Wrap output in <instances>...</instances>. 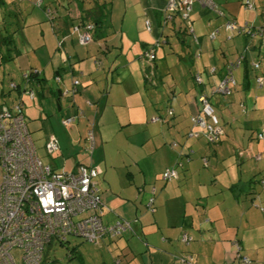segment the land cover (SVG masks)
I'll list each match as a JSON object with an SVG mask.
<instances>
[{
    "label": "crops",
    "instance_id": "1",
    "mask_svg": "<svg viewBox=\"0 0 264 264\" xmlns=\"http://www.w3.org/2000/svg\"><path fill=\"white\" fill-rule=\"evenodd\" d=\"M22 1L31 5L41 2L42 6L69 3L70 19H57L56 31L51 30L47 39L45 28H51L39 20L41 14H28L23 27H34L35 31L39 26L41 38L35 40V48L38 45L47 50L42 60L34 53L27 70L39 71L46 92L48 80L58 85L53 93L55 101L59 100L57 109H62L61 101L67 103L62 119L76 116L71 126L62 127L71 134L72 146L86 150L84 139L90 124L98 152L104 144L105 163L79 161L75 155L76 164L67 171L78 164L96 167L104 204L103 224L117 220L130 224L117 239L106 238L95 246L96 251L107 253L100 256L102 264H182L183 259L191 264H245L236 255L247 258L246 264H264V156L254 159L264 153V146L253 136L264 126V84L260 87L256 82V77H264V54L258 37L236 35L224 28L228 20L240 28L264 27V0H212L223 17L194 3L187 24L181 23L179 16L164 22L166 0H97L106 5L107 15L102 20L101 39L88 46L80 45L75 35L67 36L73 19L80 18L77 2ZM83 1L84 9L92 7L91 0ZM246 1L253 9L245 8ZM13 3L0 0V6L7 10ZM5 13L4 9L0 13L2 26L10 22L4 20ZM16 13L8 12L19 20L23 13ZM18 20L11 22L8 32L20 27ZM213 32L215 38L209 39ZM26 34L20 32L21 39L32 48ZM58 40H63L61 47ZM157 40L163 43L154 46ZM102 45L107 54L98 66L94 59ZM152 46L153 62L143 55L138 61L139 50ZM113 55L125 59L120 62ZM254 62H259L258 70L253 69ZM228 64H237L231 72L234 85H228V93L216 92ZM196 75L200 84L194 83ZM73 81L78 82L74 87ZM63 90L71 93L63 98L57 92ZM202 97L218 110L221 135L214 148L207 145L204 131L189 136L191 118L200 114ZM165 102L164 111L161 107ZM119 127H130V133L139 137L136 141L123 139L120 145L118 135L113 137ZM107 129H112V134ZM50 136L57 140L62 155L54 134L45 136L44 146ZM169 167L175 168L177 179L160 188L158 178ZM149 199L152 211L147 206ZM183 234L191 238L188 244L181 242Z\"/></svg>",
    "mask_w": 264,
    "mask_h": 264
},
{
    "label": "built area",
    "instance_id": "2",
    "mask_svg": "<svg viewBox=\"0 0 264 264\" xmlns=\"http://www.w3.org/2000/svg\"><path fill=\"white\" fill-rule=\"evenodd\" d=\"M194 3L219 17L223 12L212 0H166V13H179L181 18L188 23L189 14ZM246 9H253V4L246 1ZM170 15L165 20H169ZM145 26L148 28L149 23ZM225 30L239 34L246 32L245 27H237L234 22L226 21ZM84 32L77 28L78 42L87 45L92 42L88 25ZM89 31V32H88ZM215 33L209 35L214 39ZM257 36L264 54V27L258 29ZM199 57V51L195 55ZM144 57L152 62L154 55L144 53ZM237 64H229L219 86L215 89L219 93H228V85H234L232 70ZM257 62L252 64L257 69ZM57 81L59 79H56ZM196 84L201 83L199 75L194 76ZM257 84L261 87L264 79L258 77ZM73 86L78 84L72 82ZM11 89L16 90V85L11 83ZM74 91V90H72ZM71 92L64 90L61 97H66ZM27 97L33 98L32 90L25 91ZM24 103L20 99L12 107L0 104V264H42L45 248L51 242H66L68 238H78L93 246L99 245L104 239H115L130 229V224L117 220L113 224H103V201L97 187L96 178L99 171L91 165H76L73 171H57L50 165L44 164L36 154V149L27 128L23 115ZM167 115L171 111L167 110ZM76 116L65 117L61 125L68 128L75 121ZM153 121H157L154 118ZM193 127H198L205 132L209 144L219 141L221 129L214 115L213 108L202 97L200 114L191 118ZM196 132H191L190 137H196ZM256 139L264 146V126L256 133ZM86 151L91 154L94 149L93 125L90 124L86 133ZM46 154L54 155L59 146L54 136H50L44 146ZM264 156L255 155L256 161ZM206 164V161L204 160ZM161 179L170 181L177 179V171L173 167L166 168ZM151 192L154 194L155 189ZM152 199H149L148 209L151 208ZM191 238L186 234L181 236V242L188 244ZM237 251L239 248H237ZM14 251H18L15 255ZM242 263H248L247 258L236 255ZM182 264H191L183 259Z\"/></svg>",
    "mask_w": 264,
    "mask_h": 264
},
{
    "label": "rangeland",
    "instance_id": "3",
    "mask_svg": "<svg viewBox=\"0 0 264 264\" xmlns=\"http://www.w3.org/2000/svg\"><path fill=\"white\" fill-rule=\"evenodd\" d=\"M67 1V0H66ZM69 4V3H68ZM68 4H59L57 2H50L47 4H44L43 7L46 9H49L52 14L54 15L56 21L60 17H69V13H67V8ZM13 5V6H12ZM10 6V8L7 10L6 8H2L0 6V13L7 12V16L5 13L4 20H8L12 23L17 22L18 19H16L13 16H10L8 12L13 13V12H22L23 15L21 14L19 17V24L20 27H16V31L14 34H12L13 38V46L17 48L20 52L21 55H12V58H7L5 56L6 52L3 49L2 54L4 57V60L0 62V92L2 93L0 96V103H4L9 107H12L19 101L21 98L24 101L25 108L23 109V114L25 117L26 125L27 128L30 132L31 138L33 140L35 149H36V154L37 156L41 159L42 162L44 163H50L53 166H55L56 169H64L66 172L69 170V167L72 164H76V161H74V156H79V161L80 158L84 160H90L93 159V162H96L100 164L101 162L105 163L104 158H105V147L104 144H102L100 151H97L96 148V143L94 150L92 151V156L89 155V153L85 150L82 149V147H74L72 146V137L71 134L68 132L64 131L63 126L61 125V120L64 115V111L67 109L66 106V100L61 101L62 103V109L58 110L57 109V104L54 98L53 93L57 90L58 85H54V83L50 80L47 81L48 83V92H46L45 87L42 88H34L31 85H27L24 83L22 80V75L23 72L27 70L29 67V62L31 61V58L33 59L32 55L34 54L36 57L40 58L41 60L44 58V53L47 50L46 47H37L35 48V40L38 38H41V31L38 30L40 28L38 26L37 30L34 27H23L24 23L26 22L25 20L28 18L29 13H39L41 14V19H39L42 22L47 23L48 27L51 28V23L48 21V18L43 17L45 15L44 11L41 8H37L34 5H31L30 3H27L25 1H18L14 0V3ZM17 14V13H16ZM20 14V13H18ZM38 15V14H37ZM37 15H35V18L38 19ZM68 15V16H67ZM3 16L0 15V24L2 22ZM10 19H13L14 21H11ZM70 19V18H69ZM38 20V21H39ZM53 21V22H54ZM71 22V21H70ZM16 25V24H14ZM70 26V23H69ZM24 28V29H23ZM19 30V32H18ZM47 32L45 33V38H48V35H51V30L48 29L47 26L45 28ZM71 31V26L69 27L67 33L68 37ZM23 33H27L26 36L27 38H31V42L29 44L32 45V48H30L28 45L24 44L21 36ZM16 33V34H15ZM53 35V34H52ZM62 38V37H61ZM98 42V41H95ZM162 46V45H161ZM98 53H96V57L94 61H96L97 65L100 66L102 62H104L105 55L107 54L106 49L104 48V45H102L101 49H97ZM145 51V50H144ZM144 51L138 52V61H140V55L142 56ZM133 51H131L132 53ZM47 57V54H46ZM113 59L119 58L120 62L124 61L125 57H115L114 55L112 56ZM118 60V61H119ZM145 62V61H144ZM134 63V62H133ZM26 66V67H25ZM26 68V69H25ZM46 72V71H45ZM50 72H47L46 74H49ZM189 76V75H188ZM47 77L50 78V75H47ZM12 82L15 85L19 86L20 91H10L9 90V83ZM127 85V84H126ZM51 87L52 91L49 90ZM106 87H109V82L107 81ZM30 88H33V91L35 93V99L33 101H29L27 97L22 96V92L24 90L29 91ZM43 92V97L39 98V93ZM167 108V102L161 107V110L163 109L164 111ZM215 115L218 117V110L214 108ZM65 118V117H64ZM106 124V122H105ZM168 128L167 125H165V129ZM256 127H253L251 129V132L255 130ZM130 127H123L118 129L117 133H113V137L117 134L118 136L116 137L117 139H120V145H123V139L129 140L132 139L134 141L137 140L138 135H135V133H130L131 130H129ZM131 129H134L131 127ZM112 129H107V131L111 133ZM104 129L102 128V135H103ZM49 133H52L56 136V138L59 140L60 146L63 150V154H60V151L58 153H55L54 155H47L45 150H44V141H45V136ZM256 133L257 131H254L253 136L256 139ZM94 134V132H93ZM68 136V138H67ZM104 136V135H103ZM106 136V133H105ZM95 137V142H96V136ZM85 138V136H84ZM103 140L102 142L104 141ZM85 140V139H84ZM116 140L112 143L114 147H118ZM257 140V139H256ZM83 141V140H82ZM258 141V140H257ZM100 141H98L99 143ZM97 143V144H98ZM140 143V142H139ZM137 143V146L139 145ZM207 143V142H206ZM209 145V148H214V145L211 146L212 144L207 143ZM87 155V156H85ZM108 153H112L111 151H108ZM263 153V152H262ZM111 157V162H112ZM91 161V160H90ZM209 161V159H208ZM157 170V169H156ZM179 172V171H178ZM180 175V174H179ZM99 176V175H98ZM161 176V175H160ZM96 178V183L97 179ZM175 180V179H173ZM158 183L160 184L159 187L161 188L162 186L166 185L169 183V181H163L161 177L158 178ZM172 181V180H170ZM99 188V187H98ZM106 218V217H105ZM104 218V220H105ZM117 239V238H116ZM68 242L65 244L67 248H75V251H69L65 246L58 245L57 243L53 242L49 249L47 250V259H48V264H102L101 257L104 254H107L104 251H96V247L93 246L90 243L84 242L78 238H68ZM115 240V239H113ZM18 253V251H14L13 254L15 255ZM52 261V262H50Z\"/></svg>",
    "mask_w": 264,
    "mask_h": 264
},
{
    "label": "trees",
    "instance_id": "4",
    "mask_svg": "<svg viewBox=\"0 0 264 264\" xmlns=\"http://www.w3.org/2000/svg\"><path fill=\"white\" fill-rule=\"evenodd\" d=\"M18 1H22V0H18ZM75 2H77L76 3V5H77V8L79 9V11H80V18L78 19H73V24L71 25V31H70V35H75L76 37H77V40H78V36H77V33L74 31V29L75 28H77L80 32H84L86 29V26H88V25H92L93 26V30L92 31H88L89 32V34L91 35V38H92V42L90 43V44H92L93 42H94V39L95 40H99V39H101V36H100V33H101V29L103 28L102 26L103 25H101L102 24V20H103V18L107 15L106 14V5L104 4V3H100V2H97V0H91L92 1V7L91 8H88V9H84V1L83 0H74ZM34 6H36L37 8H41L43 11H44V13H45V15H44V17L46 18H48V21L51 23V29L53 30V32L54 31H56V27H55V24H56V21H54V19H55V17H54V15L52 14V12L49 10V9H46L45 7H43L42 6V4H41V2H37ZM69 14H70V11L68 12ZM82 15V16H81ZM168 15H170L171 16V18L169 19V20H167V21H164L165 23H167L168 21L170 22V21H173L174 20V16H179V19H180V22L181 23H183V24H187V22H185L182 18H181V15L179 14V13H166L165 15H164V18H166V16H168ZM70 18V17H69ZM54 21V22H53ZM11 22H8V23H6L5 25H1V28H0V62L2 61V60H4V57H3V54H2V50L4 49L5 50V52H6V54H5V56L6 57H9L10 56V54H16V55H18L19 53L15 50V47L13 46V38H12V34L15 32V30L13 29L11 32H8L7 31V29H8V27L9 26H11ZM245 27V29L246 30H249L250 31V33L252 34V36H256V37H258L257 36V31H258V29H260V28H263V27H257V28H255V29H251V28H249L247 25H245L244 26ZM186 29H187V27H186ZM185 29V32H188V30H186ZM214 33V32H213ZM212 34V33H211ZM210 34V35H211ZM242 34H244V35H249V34H247L246 32H241V33H239V34H236V35H242ZM215 35V34H214ZM251 36V35H250ZM214 38H215V36H214ZM259 38V37H258ZM62 41L63 40H58L57 41V44H58V47H61V45H62ZM259 41H260V39H259ZM163 43V41H160V40H157L156 41V43L154 44V46H158L160 43ZM90 44H87V45H84V46H88V45H90ZM83 46V45H82ZM154 46H152L151 48H148L146 51H144V53H146V52H149V53H152L153 55H154V52H153V49H154ZM259 46H260V44H259ZM260 50H261V46H260ZM198 52V51H197ZM196 52V53H197ZM261 52H262V50H261ZM144 53L142 54L143 56H144ZM196 53H195V55H196ZM199 56H200V53H199ZM153 62V61H152ZM255 63V62H254ZM258 64H259V62H257ZM229 65V64H228ZM228 65H226V67L228 66ZM254 69V68H253ZM259 69V66H258V68L257 69H255V70H258ZM225 70H226V68H225ZM258 77H262L263 79H264V77L263 76H258ZM258 77H256V79L258 78ZM56 79H59L58 81L56 80ZM22 80L24 81V83H26L27 85H31L32 87H34V88H41L42 87V85H44L45 84V79H43V78H41L40 76H39V71H36V70H34V69H28V70H26L24 73H23V75H22ZM54 80H55V82L56 83H59V81H60V78L59 77H57V76H55L54 77ZM12 82H10L9 83V85L11 84ZM195 83V82H194ZM196 84V83H195ZM15 85V84H14ZM72 87H74V86H72ZM9 90L10 91H20V89H19V86L18 85H16V90H14V89H11L10 88V86H9ZM29 90H32L33 91V88H30ZM25 91L26 90H24L23 92H22V96H25V97H27L24 93H25ZM64 91V90H63ZM67 91H69V90H67ZM34 92V91H33ZM59 94L58 95H60L61 94V92L62 91H57ZM2 93L0 92V96H2L1 95ZM34 95H35V93H34ZM28 99H29V101H33L34 100V98H35V96L31 99V98H29V97H27ZM21 100L23 101V99L21 98ZM207 100V99H206ZM58 101L59 100H57L56 102H57V105H58ZM208 101V100H207ZM23 103H24V101H23ZM210 105H211V107L213 108V111H214V106L210 103V102H208ZM0 104H4V103H0ZM25 108V105H24V107H23V109ZM23 112V111H22ZM24 115V114H23ZM214 115H215V112H214ZM216 116V115H215ZM67 117H70V116H67ZM216 118H217V120H218V117L216 116ZM192 123H191V131L189 132V134L191 133V132H197V133H202V132H198L199 130H201L200 128H198V127H194V128H192ZM218 126H219V120H218ZM198 129L197 131H195L194 129ZM219 128H220V126H219ZM192 129H193V131H192ZM201 131H203V130H201ZM79 165V164H78ZM68 241H66V242H59L58 241V243L57 242H55V243H57L58 245H61V246H65V244L67 243ZM53 242H51L49 245L51 246V244H52ZM47 246V248H45V251H44V254H43V261H42V264H48V259H47V250L49 249V247L50 246ZM65 248H67V246H65ZM69 251H75V248H67ZM50 262H52V261H50ZM52 264V263H51Z\"/></svg>",
    "mask_w": 264,
    "mask_h": 264
},
{
    "label": "bare ground",
    "instance_id": "5",
    "mask_svg": "<svg viewBox=\"0 0 264 264\" xmlns=\"http://www.w3.org/2000/svg\"><path fill=\"white\" fill-rule=\"evenodd\" d=\"M58 243V242H57ZM50 246V245H49ZM47 248V247H46Z\"/></svg>",
    "mask_w": 264,
    "mask_h": 264
}]
</instances>
